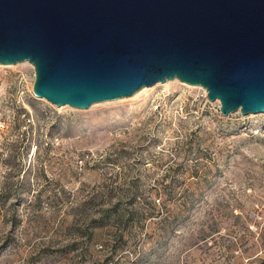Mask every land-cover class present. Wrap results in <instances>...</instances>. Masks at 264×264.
<instances>
[{"label": "rangeland", "instance_id": "1", "mask_svg": "<svg viewBox=\"0 0 264 264\" xmlns=\"http://www.w3.org/2000/svg\"><path fill=\"white\" fill-rule=\"evenodd\" d=\"M34 82L0 66V264H264V114L177 80L59 108Z\"/></svg>", "mask_w": 264, "mask_h": 264}, {"label": "water", "instance_id": "2", "mask_svg": "<svg viewBox=\"0 0 264 264\" xmlns=\"http://www.w3.org/2000/svg\"><path fill=\"white\" fill-rule=\"evenodd\" d=\"M23 63L59 108L177 80L264 114V0H0V66Z\"/></svg>", "mask_w": 264, "mask_h": 264}, {"label": "trees", "instance_id": "3", "mask_svg": "<svg viewBox=\"0 0 264 264\" xmlns=\"http://www.w3.org/2000/svg\"><path fill=\"white\" fill-rule=\"evenodd\" d=\"M134 199H136V198H134ZM186 210H187V208H186ZM190 210V209H189ZM179 212L180 213H176V212H174L173 214H172V217L173 216H175V214L176 215H182V214H184L185 212H188V211H185V210H182V209H179ZM134 216H135V214L134 213H130V214H128V215H125V214H116L114 217L111 215V211H107L106 212V214L105 215H103L101 218H100V221H104L103 222V226H100L99 228H101V227H105V226H107V224L108 223H111L112 221H113V219H116L115 221L119 224V226L120 227H122V226H126V225H128L129 224V221L130 220H132L133 218H134ZM113 217V218H112ZM96 221H93L92 223L93 224H96L95 223ZM105 223V224H104ZM107 223V224H106ZM170 224H171V222L170 223H168L166 226L167 227H170ZM96 228V227H95ZM168 231H169V229H168ZM94 232L95 231H91V233L89 234V237H88V242H90V241H92V239H93V237H94ZM86 253H87V251H85L84 252V254L86 255Z\"/></svg>", "mask_w": 264, "mask_h": 264}, {"label": "bare ground", "instance_id": "4", "mask_svg": "<svg viewBox=\"0 0 264 264\" xmlns=\"http://www.w3.org/2000/svg\"><path fill=\"white\" fill-rule=\"evenodd\" d=\"M168 83H170V82H168Z\"/></svg>", "mask_w": 264, "mask_h": 264}]
</instances>
